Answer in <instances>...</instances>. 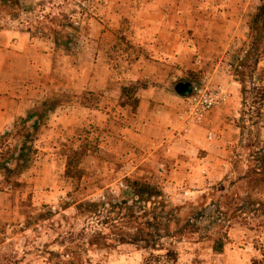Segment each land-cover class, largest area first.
Here are the masks:
<instances>
[{"label":"rangeland","instance_id":"obj_1","mask_svg":"<svg viewBox=\"0 0 264 264\" xmlns=\"http://www.w3.org/2000/svg\"><path fill=\"white\" fill-rule=\"evenodd\" d=\"M205 4V0H0V41L12 30L37 41L30 56L19 50L5 62L0 57V108L5 105L3 95L16 86V93L20 96L24 90L23 97L30 102V111L19 118L33 112L46 116V128L41 126L27 140L32 151L26 160L12 165L11 180L19 186L2 185L0 176V264H253L255 260L264 264V105L259 119L250 108L255 100L251 84L264 87V44L257 52L248 51L255 12L246 19L248 32L240 43L236 39L228 47L224 38L220 41L213 35L214 46L198 48L196 41L202 39L195 24ZM153 9L175 11L173 18H167L177 27L171 49L163 48L164 34L154 29L164 15L156 14L152 20L140 17L141 11ZM40 52L50 61L55 80L76 76L80 92L84 78L96 79L99 86L107 74L110 91L116 83L117 88L124 86L130 103L140 90L156 86L172 91L174 104L185 110L194 87L220 89L228 99L213 111L227 137H236L228 146L223 171L215 177L205 174L201 193L188 192L198 189L185 183L167 188L161 178L133 174L130 162L104 150V89L72 96L57 93L49 104L41 105L35 87L44 63ZM248 56L250 67L240 69ZM138 67L145 68L147 80L132 81L130 74ZM235 69L245 72L243 86L233 75ZM180 82L192 85L185 97L173 89ZM26 83L32 85L30 91L24 89ZM63 88L59 84L57 90ZM74 103L89 110L80 113ZM55 107L54 116L48 114ZM62 111L81 119L80 125L56 124ZM5 117L0 113V125ZM19 118L10 127H0V136L19 128ZM52 119L56 125L48 127ZM30 125L26 128L32 131ZM8 140L12 146L18 144L16 138ZM74 152L78 162L72 174L81 178L65 173L67 157ZM260 153L263 163L258 169ZM167 167L154 165L143 171L169 172ZM79 205L87 207L78 209ZM137 238L142 241L133 244ZM219 242L224 249L216 254L212 247Z\"/></svg>","mask_w":264,"mask_h":264},{"label":"crops","instance_id":"obj_2","mask_svg":"<svg viewBox=\"0 0 264 264\" xmlns=\"http://www.w3.org/2000/svg\"><path fill=\"white\" fill-rule=\"evenodd\" d=\"M205 1V9L199 14V19L195 24V33H198L202 39L196 41L198 48H204L207 44L214 46L213 35L220 41H223L224 38L228 47L235 45L236 39L239 43L243 41L248 32L246 19L256 12L263 0ZM212 3L214 5H211ZM174 12L173 10L162 12L153 9L140 13V17L149 16V20H152L156 14L164 15L165 20L163 18L159 21L154 29L164 34L162 39H164L163 48L165 49L172 48V36L177 28L172 24V19L167 20V18H173ZM180 13L183 17L185 16L184 12ZM155 20L157 21V18ZM2 38L0 41L2 62H5L10 56L16 55V51L19 50L23 51L25 55L28 53L30 56L32 47L37 44V41L31 39L28 33L14 30L4 32ZM40 54L44 63L39 68L35 87L41 94V105L49 104L51 99L59 96L57 93L72 96L79 95L83 91L93 93L100 91L102 93L104 89V118H102L104 122L101 123V125L104 123L105 131L104 150L115 154L118 160H122L126 164L130 162L131 166L134 167L133 174L139 177L145 175L155 179L161 178L164 180H162L163 186L167 188L185 183L189 187L198 189L194 190L195 192L191 190L188 192L201 193L202 188L206 185L205 178L207 176L204 177L205 174L209 177H215V175L221 174V170L223 171V166H226L228 146L235 142L236 137L231 136L230 139L227 137V133L221 127L222 121L218 120L215 111H212L200 126L189 125L184 109L177 108L178 105L174 104L172 91L156 86L144 88L140 90V94L136 93L138 102L135 110H133L132 106L122 96L121 86L117 88L118 84L116 83L114 89L111 88L112 91H110L111 81L107 74L104 80H100L102 82H99V86L95 81L96 79L84 78V89L78 92L76 88L77 77L71 79L68 76V79L63 81L55 80L50 75V61L45 57V54L41 52ZM166 57L167 55H165L164 61H166ZM135 69L130 74L132 81L147 80L144 67ZM117 77L119 78H116L118 81L120 79L123 81L121 77ZM165 78L167 77L165 76ZM26 84L24 89L30 91L32 85ZM59 84L64 86L61 91L57 90ZM13 87L16 89V86ZM15 89L2 97L5 105L4 108H0V113L4 117L6 116V119L4 126L0 125V127H10L16 118L24 117L30 111L28 97L27 99L23 97L26 92L22 90L19 96ZM76 107L80 113L89 110L88 107H82L79 103H74L73 108L76 109ZM56 108L49 110L48 114L52 113L54 116ZM60 109L64 108L60 107ZM64 111L61 112V117L56 124L61 123L63 127H74L82 121L78 117L71 116V114H64ZM55 118L57 119V115L54 120ZM54 120L52 119L48 127L56 125ZM44 124L41 123L43 130L46 128ZM228 127L231 128L230 125ZM232 132L233 135L237 133L236 131ZM167 164L170 168L169 172L163 169L161 171H143V167L154 169V165L168 168Z\"/></svg>","mask_w":264,"mask_h":264},{"label":"trees","instance_id":"obj_3","mask_svg":"<svg viewBox=\"0 0 264 264\" xmlns=\"http://www.w3.org/2000/svg\"><path fill=\"white\" fill-rule=\"evenodd\" d=\"M249 31H250L249 38H251L252 40L250 42V46H248V51L250 52L251 50H253L254 52H257L259 47L262 44H264V1L257 8L256 13L251 17L250 24H249ZM249 59H250L249 56L246 57L245 60H243L241 64L238 65V67L240 69L241 67H244V68L250 67V64H247L249 63ZM257 64H258V60L255 59L253 60L251 67L254 69L257 66ZM243 73L245 72L243 71L240 72L237 69L233 71V75L236 78H238L236 81L239 82L241 86H243L244 84L243 77L245 75H243ZM251 85H252V88L250 89L253 92H255V96H254L255 100L253 101V105L250 106V108L252 109L253 107L254 112H256L257 118L259 119L261 118L262 113H263L262 108L264 105V87H257L255 86L254 83H252ZM121 91H122V96L127 99L126 88L123 87ZM242 91H244V88L242 89ZM126 101L132 106L133 110H135L138 101L135 100L133 101V103H130L129 100H126ZM45 118H46L45 115H39L38 112L29 113L26 118L18 119L19 128L17 127L14 128V131H6L4 132L3 135L0 136V176L2 179V182H1L2 185H8L10 189L19 186L17 182H13L11 180V176L13 174V169H14L12 168V165L18 161L23 162L26 160L28 154H30V152L32 151L31 147H28L27 140L31 141L30 136L40 128L41 123L43 122ZM29 123H31L30 128L32 129V131H29L26 128V126H28ZM9 137L13 139L15 138L18 139V144L16 146L14 145L12 146L9 143V140H8ZM76 153L77 152H74L72 153V156L67 157L65 173H66V176H68L69 178L75 177L72 175H76L78 178H81L80 174L78 173L72 174V166L74 163L78 162V158L75 157ZM261 156L262 154L260 153L258 154L257 157H259L260 159ZM256 160L258 159H255L254 161ZM259 161L261 163H259ZM255 163L256 164L259 163L258 169H260L262 166L263 160L260 159L256 161ZM262 170L264 169L262 168ZM133 185L137 186L138 183L133 182ZM144 189H147V188H144ZM85 207H87V205H79L78 209H83ZM141 241H142L141 238H137L132 243L138 245V243ZM223 249H224V244L220 242L217 244H214V246L212 247L213 252L216 254H221ZM253 264H260V263L255 260Z\"/></svg>","mask_w":264,"mask_h":264},{"label":"built area","instance_id":"obj_4","mask_svg":"<svg viewBox=\"0 0 264 264\" xmlns=\"http://www.w3.org/2000/svg\"><path fill=\"white\" fill-rule=\"evenodd\" d=\"M227 95L220 89L208 87H194L192 94L186 98L184 110L189 125H201L209 114L227 102Z\"/></svg>","mask_w":264,"mask_h":264},{"label":"water","instance_id":"obj_5","mask_svg":"<svg viewBox=\"0 0 264 264\" xmlns=\"http://www.w3.org/2000/svg\"><path fill=\"white\" fill-rule=\"evenodd\" d=\"M173 89L178 96L185 97L190 94L192 85L188 82H180L175 84Z\"/></svg>","mask_w":264,"mask_h":264}]
</instances>
